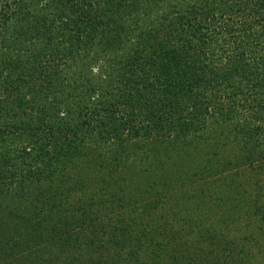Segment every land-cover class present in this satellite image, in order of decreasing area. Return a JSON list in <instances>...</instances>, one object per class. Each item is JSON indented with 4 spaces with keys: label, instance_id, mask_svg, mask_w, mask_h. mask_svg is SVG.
I'll use <instances>...</instances> for the list:
<instances>
[{
    "label": "trees",
    "instance_id": "obj_1",
    "mask_svg": "<svg viewBox=\"0 0 264 264\" xmlns=\"http://www.w3.org/2000/svg\"><path fill=\"white\" fill-rule=\"evenodd\" d=\"M53 4L58 12L48 17L43 12L49 7L46 0L35 4L30 0H0L2 91H15L16 106L23 115L27 105L29 110L41 107L38 91L43 85L52 84L58 98H67L71 88L67 77L81 71L85 80L79 91L86 95L88 105L83 110L69 107V118L58 116L57 123L45 129L36 124L31 112L23 118L16 113L15 117L0 119V142L4 138L27 141H19L10 150L0 143V177L7 182L3 184L0 178V264H32L25 258L28 247L17 244L25 235L24 228L11 230L15 213L10 208L8 177L19 175L15 185L19 189L27 186L31 178L25 171H17L35 168L33 159L38 155L46 153L54 161L67 153L73 140L68 134L75 135V127L87 131L94 140L113 143L108 172L114 174L122 154L134 152L136 147L151 160L156 153H168L172 147L173 151L185 148L198 154L194 147L205 137L207 126L219 124L227 135L238 134V140L228 136L218 143H222L218 148V144H205L204 155L194 154L197 160L191 161L200 163V169L210 178H220L219 173L248 165L255 188L264 187V119L260 123L259 113L244 99L249 95L264 99V0H54ZM10 49L14 52L10 53ZM98 56L107 61L110 70L93 62ZM92 63L96 71L88 67ZM12 70L13 77L9 76ZM63 101L56 98L49 107L53 109ZM248 141L253 154L246 147ZM81 143L76 145L78 156L82 155ZM230 145L237 147V155H231ZM212 165L218 167L210 171ZM134 172L129 168L130 174ZM174 176L178 179L177 174ZM191 178L189 182L196 188L205 183V176L201 181ZM234 191L242 194L248 190ZM259 201L248 197L232 204L246 222L258 221L254 218L258 217L263 223L257 230L259 238L247 231L242 234L246 239L242 249L237 242L231 246L235 264L242 261V253L251 256L249 243L264 245V201ZM54 202L62 204V199L49 204L48 221L56 226L67 225L72 212L64 207L52 210ZM82 217L95 220L88 212ZM100 229H106L103 233L108 241L111 236L119 239L109 241L110 247H122L123 228L105 220ZM88 245L91 247L87 249L78 247L80 259L78 262L75 257V264L116 263L102 251L104 246ZM13 247L17 252L24 250L15 255V261ZM216 254L208 251L210 257L200 261H208ZM260 261L263 259L258 256L250 260L252 264H264ZM127 263L134 264L131 260Z\"/></svg>",
    "mask_w": 264,
    "mask_h": 264
},
{
    "label": "rangeland",
    "instance_id": "obj_2",
    "mask_svg": "<svg viewBox=\"0 0 264 264\" xmlns=\"http://www.w3.org/2000/svg\"><path fill=\"white\" fill-rule=\"evenodd\" d=\"M53 1L46 0L49 7L43 12L49 14L48 17L58 12ZM30 2L35 4L37 0ZM29 10L33 14L34 6L29 7ZM14 19L16 18L13 17L12 21ZM1 51L3 47L0 48ZM9 52L14 51L10 49ZM93 62L110 70L103 57L98 56ZM88 67L96 71L93 63ZM14 74L12 70L9 76L13 77ZM67 80L71 85L67 98H58L52 84L43 85L38 91L40 94L38 105L40 104L41 107L29 110L27 105L22 115L19 107L16 106L15 91L10 89L8 93L3 92V82L0 79V104L3 108L0 111V119L15 117L16 113L23 118L26 112L27 114L31 112L32 118L37 121L36 124H41L45 129L48 124L57 123L58 116L69 118L67 114L69 107L83 110V107L88 105V101L86 95H82L79 91L85 80L82 72H75L71 77H67ZM74 93L76 94L73 95ZM56 98L64 101L51 109L50 102H55ZM244 99L257 110L256 112L259 113L257 120L262 123L264 99L261 97L253 99L250 95L249 98ZM261 104L263 106L260 108ZM240 119L243 121L241 117ZM218 125L207 126L205 137L195 144L194 150L199 152L194 153L196 156L204 155L207 150L203 147L205 144H218L228 136L238 140V134L227 135L224 126L221 128ZM75 129V135L68 134L69 138H73V143L67 146V153L65 152L64 155L61 153L62 155L54 161H50L46 153L38 155L33 159L35 168L26 170L23 167L17 171L18 174L25 171V174L31 178L28 179L27 186L22 185L19 189L15 185V181L20 178L19 175H10L7 179L11 180L10 208L15 213L11 218V230L16 231L17 227L24 228L25 235L17 244L28 247L25 258L32 261V264H69V262L75 264L74 258L76 257L78 262L80 259L77 258L80 253L78 247L87 249L91 247L88 243L104 246L102 247L104 250H101L111 255L110 258L117 264H128V260L134 264L137 262L133 260L142 261L143 264H235L232 258L236 255L231 254L230 248L235 242L239 243V249L243 248L241 244H244L246 239H242L244 237L242 234L251 231L255 238L260 237L257 235V230L263 224L262 220L254 217L258 221L251 220L249 223L247 220L250 224L248 225L244 216L232 207L234 201L240 202L248 197L250 201L256 198L260 200L259 202L264 201V187L255 188L254 180L251 178L254 175L248 165H241L223 174L219 173L220 178H210L206 177L207 172L200 169V163L194 161L197 158L193 153H189L188 149L173 151L175 147H172V150L168 149V153L162 149L163 153H156L151 160L147 153L144 154L136 147L134 152L122 154V159L119 158L114 166V175L108 172L111 169L109 151L114 146L113 143L110 140L107 142L94 140L86 134L87 131L83 132L77 127ZM80 137H83L81 141H79ZM19 141L18 138L17 140L4 138L0 143L10 150L18 146ZM20 143L25 144L27 141L22 139ZM80 143L81 154L87 155H77L76 145ZM221 146L222 143L216 148ZM246 147L252 154L254 153L250 141L246 143ZM230 148L232 156L233 153L238 154L235 152L237 150L235 145H230ZM117 158L118 155L115 159ZM191 158L194 160L191 161ZM120 162H122L121 166ZM127 166L132 167L135 172L130 174ZM217 167L218 165L209 166V170ZM174 174L178 175V179ZM204 176L205 183L202 182L200 187L196 188L197 185H191L189 182L193 179L191 177L201 181V177ZM0 178L4 184L5 178ZM241 185L243 187H240ZM236 188H243L249 192L242 191V194H237L234 191ZM57 198L62 199V204L54 202L55 206L52 210L64 207L72 212L67 225L56 226L48 221L47 209H50L49 204ZM6 202L7 200H4V206ZM242 205L245 207V204ZM74 208L77 209L73 210ZM86 212L95 220L83 219L82 215ZM249 212L251 213V210ZM99 216L100 219L97 220ZM105 220L124 229L122 247H113V244L110 247L109 241L117 238L111 236V239L107 240L108 236L103 233L106 229H100L105 224ZM247 246L251 247L249 250L251 256L242 253V261L239 264H249L250 260L257 256L263 259L260 262L264 263V245L258 247L254 243H249ZM62 247L68 250L59 252L58 249ZM12 251V259L15 261V255L24 250L17 252L13 247ZM208 251L217 253L216 257L201 262L200 259L210 257ZM253 252L254 256H252ZM226 253L228 255H225Z\"/></svg>",
    "mask_w": 264,
    "mask_h": 264
}]
</instances>
